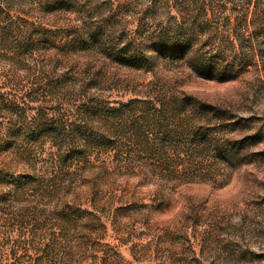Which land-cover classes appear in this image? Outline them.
Returning <instances> with one entry per match:
<instances>
[{
	"label": "rangeland",
	"instance_id": "obj_1",
	"mask_svg": "<svg viewBox=\"0 0 264 264\" xmlns=\"http://www.w3.org/2000/svg\"><path fill=\"white\" fill-rule=\"evenodd\" d=\"M0 264H264V0H0Z\"/></svg>",
	"mask_w": 264,
	"mask_h": 264
},
{
	"label": "trees",
	"instance_id": "obj_2",
	"mask_svg": "<svg viewBox=\"0 0 264 264\" xmlns=\"http://www.w3.org/2000/svg\"><path fill=\"white\" fill-rule=\"evenodd\" d=\"M65 219H66V217H63V218H62V220H64V221H65Z\"/></svg>",
	"mask_w": 264,
	"mask_h": 264
}]
</instances>
